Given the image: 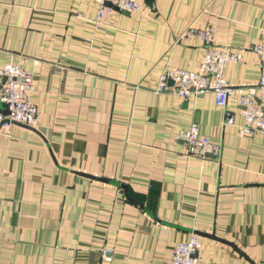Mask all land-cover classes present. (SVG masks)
Listing matches in <instances>:
<instances>
[{"label":"crops","instance_id":"crops-1","mask_svg":"<svg viewBox=\"0 0 264 264\" xmlns=\"http://www.w3.org/2000/svg\"><path fill=\"white\" fill-rule=\"evenodd\" d=\"M137 1L0 0V67L32 75L38 110L34 128L0 123V264H171L192 235L198 264H264V136L243 131L237 95L224 110L156 90L168 69L201 71L188 27L242 53L229 84L255 85L264 0ZM192 125L218 156L188 155Z\"/></svg>","mask_w":264,"mask_h":264},{"label":"built area","instance_id":"built-area-1","mask_svg":"<svg viewBox=\"0 0 264 264\" xmlns=\"http://www.w3.org/2000/svg\"><path fill=\"white\" fill-rule=\"evenodd\" d=\"M100 15L111 7V3L120 10L132 12L140 9L137 0H103ZM183 37H198L206 45V51L201 63V71H186L172 68L164 71L157 85V91L175 92L182 99L191 94L213 93L215 103L226 109L228 98L237 95L238 105L243 116L242 129L246 133L259 132L264 136V44L252 48L260 63V78L255 85L232 86L225 78V65L239 63L243 56L239 51L213 45V29L196 30L188 27L181 34ZM33 91L32 75L20 64L7 63L0 67V103L4 104L7 114L0 113V123L4 128L18 123L31 128L38 124V110L31 101ZM227 115L225 123H231ZM177 138L185 143L190 156L207 158L216 157L220 153V145L213 143L207 137L201 136L196 125L178 133ZM198 236L192 235L188 240L178 242L172 249L171 264H198L200 250ZM112 251L106 249L103 253L109 259Z\"/></svg>","mask_w":264,"mask_h":264},{"label":"water","instance_id":"water-1","mask_svg":"<svg viewBox=\"0 0 264 264\" xmlns=\"http://www.w3.org/2000/svg\"><path fill=\"white\" fill-rule=\"evenodd\" d=\"M105 5H107L108 7L114 8V9H118L117 7L113 6L111 3H105ZM119 10V9H118ZM4 105V104H3ZM5 106V105H4ZM7 114V113H6Z\"/></svg>","mask_w":264,"mask_h":264}]
</instances>
